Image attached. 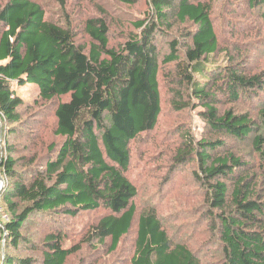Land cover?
Returning <instances> with one entry per match:
<instances>
[{"label": "trees", "instance_id": "1", "mask_svg": "<svg viewBox=\"0 0 264 264\" xmlns=\"http://www.w3.org/2000/svg\"><path fill=\"white\" fill-rule=\"evenodd\" d=\"M141 0H112L133 6ZM116 2L117 4H115ZM87 3V2H86ZM145 16L130 20L132 29L118 45L110 43L112 20L105 4L94 7L84 19L88 45L76 41L74 28L46 18L43 5L35 0H8L0 4V118L6 123L22 121L24 97L13 86L34 85L44 103L58 100L54 135L43 162L31 157L25 173L16 170L17 160L8 147L0 163L12 179L3 191L7 219L2 235L15 249L31 246L24 233L30 219L73 218L85 211L108 210L76 244L65 245L67 233L53 226L36 248L42 264H66L83 245L105 244L117 249L136 222L132 264H203L201 257L184 242L175 241L156 209L137 218L138 188L129 176L131 144L157 125L161 113L158 74L161 64L178 62V82L187 87L188 99L175 98L177 110L202 106L207 125L219 134L238 139L250 137L264 159V105L257 118L233 109L221 110V94L231 102L250 100L264 91V73L247 71L241 57L226 54L215 75L219 39L210 0H148ZM67 9V0H61ZM248 6L264 10V0H248ZM108 13V14H107ZM264 16V11L261 12ZM188 24L179 36L168 40L160 59L157 35L167 36L176 24ZM168 37V36H167ZM230 55V54H229ZM211 67V68H210ZM197 75V76H196ZM68 97V98H67ZM67 98V99H66ZM8 136L14 128L7 127ZM10 131V132H9ZM222 140H196L184 136L175 161L196 157L194 172L204 190L205 215L217 237L222 254L218 264H264V195L254 178L233 175L246 167L234 153L222 149ZM175 163V164H176ZM177 165V164H176ZM7 258L5 264H13ZM19 264H34L22 258Z\"/></svg>", "mask_w": 264, "mask_h": 264}, {"label": "rangeland", "instance_id": "2", "mask_svg": "<svg viewBox=\"0 0 264 264\" xmlns=\"http://www.w3.org/2000/svg\"><path fill=\"white\" fill-rule=\"evenodd\" d=\"M7 1L0 0V4H5ZM35 1L43 5L48 20L74 28L78 34L76 37L78 44L82 46L89 44L82 22L88 13L94 14V7L89 6L86 10L79 8L81 2L88 4L90 0H67L66 10L63 9L61 0ZM91 1L107 6L112 20L110 35L112 45H118L125 40V34H129L132 29L130 20L144 17L146 11L150 10L148 0H141L133 6L114 2L118 9L108 7L107 4L112 3V0ZM210 1L213 2L212 16L220 47L215 59L217 67L212 70V73L215 75L216 70L220 69L219 66L224 64L222 58L226 54L234 59L241 57L246 62L247 71L264 73V16L261 14L264 10L249 7L248 0ZM185 26L189 28L188 24H176L169 31L168 37L165 35V28L157 35L160 59H163V55L168 50V40L178 37ZM178 64V62L161 64L158 74L161 113L157 125L151 132L144 133L131 144L132 162L129 176L139 192L135 200L137 218L147 209H156L175 241L182 240L201 257L203 264H218L222 254L218 250V244L215 245L217 237L209 227L205 215L204 190L194 173L198 169L197 159L195 157L181 164L176 163L178 149L183 143L184 136L188 134L196 140L224 141L226 144L215 152L218 153L222 149L228 150L246 164V167L237 171L233 178L239 175L254 178L257 190L263 195L264 159L253 147V134L248 138L238 139L216 133L207 125L202 113L205 109L202 106L175 109L173 103L175 98L183 99L182 96H184L188 99L187 87L180 84L175 77ZM14 87L24 97L26 104L20 109L22 115L20 123L14 125L0 118V163L8 155L6 149L12 147L14 150L11 155L18 162L16 170L25 173L26 166L29 164L27 162L31 157H36L39 163L43 162L48 155L49 144L59 142V138L54 135L57 124L55 108L58 100L51 103L42 102L39 99L38 89L34 85ZM177 92H180L182 96L178 97ZM263 105L264 91H261L260 96L237 102H231L228 94H221L218 107L221 110L233 109L237 113H249L255 119ZM260 122L263 124L261 131L264 132V122ZM7 127L14 128L12 135L6 134ZM10 182L12 179L3 172L0 165V226L1 222L7 219L1 195ZM108 213V210L100 208L82 212L73 218L58 217L56 222L49 218L51 224H48L45 219H30L24 233L32 243L28 247L22 244L20 249L12 247L0 230V264H5L8 257L15 259L13 264H19L18 261L22 258H33L34 264H42L43 253L34 245H39L53 226L60 227L67 233L65 245L71 246L78 243L87 231ZM136 222L137 219L116 250H110V239L105 244L95 242L92 245H83L79 252L68 258L66 264H132Z\"/></svg>", "mask_w": 264, "mask_h": 264}]
</instances>
